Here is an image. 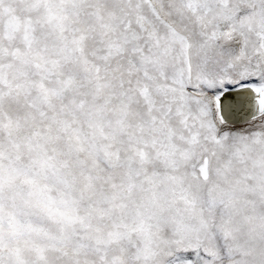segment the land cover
<instances>
[{
	"label": "snow or ice",
	"instance_id": "snow-or-ice-1",
	"mask_svg": "<svg viewBox=\"0 0 264 264\" xmlns=\"http://www.w3.org/2000/svg\"><path fill=\"white\" fill-rule=\"evenodd\" d=\"M0 264H264V0H0Z\"/></svg>",
	"mask_w": 264,
	"mask_h": 264
}]
</instances>
